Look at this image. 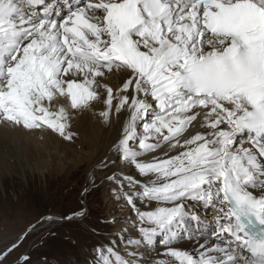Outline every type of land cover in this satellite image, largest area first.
Instances as JSON below:
<instances>
[{
  "label": "snow or ice",
  "instance_id": "snow-or-ice-1",
  "mask_svg": "<svg viewBox=\"0 0 264 264\" xmlns=\"http://www.w3.org/2000/svg\"><path fill=\"white\" fill-rule=\"evenodd\" d=\"M94 102L105 123L125 117L115 150L148 178L105 177L134 235L123 254L97 248L99 264H264V0H0V123L73 141ZM191 201L215 210L213 239Z\"/></svg>",
  "mask_w": 264,
  "mask_h": 264
},
{
  "label": "rangeland",
  "instance_id": "rangeland-1",
  "mask_svg": "<svg viewBox=\"0 0 264 264\" xmlns=\"http://www.w3.org/2000/svg\"><path fill=\"white\" fill-rule=\"evenodd\" d=\"M96 126L99 130L97 120ZM71 129L77 134L73 141H65L49 130L48 139L42 135L29 138H36L49 163L43 175L31 172L30 163L34 161L30 159L29 165L23 166L24 173L7 147L8 140L0 139L5 143L0 144V252L17 245L0 264H25L22 255L29 257L27 264H99L97 248L112 246L121 253L125 237L134 234L135 214L123 198H117L118 191L113 188L118 184L99 179L102 172L110 175L112 165L125 172L126 163L120 155L112 160L102 156L109 161L108 167H95L89 172L87 164H77L72 157L73 153L88 155V138L82 140L72 122ZM56 142L58 152L52 147ZM87 173L96 182L94 188L88 183ZM86 187L88 192L84 191ZM186 210L190 212L191 207ZM79 211L84 212L82 217L67 219ZM47 215L57 219H44ZM209 227L212 231L213 224ZM27 228L31 230L21 237Z\"/></svg>",
  "mask_w": 264,
  "mask_h": 264
},
{
  "label": "bare ground",
  "instance_id": "bare-ground-1",
  "mask_svg": "<svg viewBox=\"0 0 264 264\" xmlns=\"http://www.w3.org/2000/svg\"><path fill=\"white\" fill-rule=\"evenodd\" d=\"M107 82L113 88L117 87V85L119 84V80L116 77H109ZM102 109H103L102 104H100L99 102H94L92 109L85 111L83 113L74 112L73 116H72V120H71V122L73 124V129H75L77 132H79L81 134V139L83 140V138H88L85 140V143L86 142L88 143L89 148L88 147L87 148H88V150H90V152L88 153V155L86 157H82L78 153H73L72 154L73 160L77 164H81V163L87 164V168L89 169V172L94 170L95 167L100 166V161L103 160L102 156H105L107 159L112 160L116 155H119V154H117L114 145L118 140V137H119V134H120V131L122 128V122H123V119L125 117L124 116L118 117L114 113L112 116L111 122L105 123L97 115V113L99 111H101ZM96 120L98 121V126L100 127L101 130L100 129L98 130L95 128ZM197 131H202V129H200L198 126H195V125L190 126L188 128L187 132L184 133V137L187 138L190 135L195 134ZM47 134H48V132L46 130L45 131H39V130L29 131V130L24 129L21 126L13 127V126H9V125L4 124V123H0V139L8 140V141H6L8 144L7 143L6 144H7V147H9V149L12 151V154L11 153L10 154L12 155V157H14L17 165L19 167H21V169L23 170L24 173H25V171L23 169V166L29 163V159L34 161V163H32V162L30 163V164H33L32 166H30L32 173L37 172V173H40L43 175L46 172V168L48 167L49 163L48 162L46 163V161L44 160V158L42 156V152H41L42 149L40 148V146H38L39 144L35 140L36 138L34 139L32 137L33 140H31L29 138L31 136L38 137L39 135H42L41 138L48 139ZM0 144L3 145L5 143L1 142ZM52 147L56 152H58V149H57L58 143L57 142ZM67 152H69V151L67 150L66 153ZM160 154H161L160 150H157L154 153H150L149 158L151 156H157ZM175 154H176V152H174V151L169 153V155H175ZM60 167L63 168L64 164L62 163L60 165ZM125 168H126L125 172L122 173L120 169H116L115 166L112 165L111 169H109L108 172L111 171L110 175H112V173L115 172L116 176L121 177V178H123L124 176L131 175V176L135 177L138 181H141V182H144L148 179L146 177L139 176L138 172L134 168H132L131 166H129L127 164L125 165ZM105 174H106L105 172H102L99 179L100 180L101 179L107 180V179H105V177H106ZM89 175L90 174H88V176ZM92 175H94V174H92ZM92 177H90V176L88 177V183L89 184H90V180L92 179ZM113 183H116L119 185L120 181L116 180V181H113ZM86 185H88V184H86ZM112 186H114V185L112 184ZM122 191H123V189H122ZM197 204L200 208H202L204 206L198 202H194V201L188 202L187 206L191 207V211L188 212L189 214L194 216V213L197 212L195 209V206H197ZM137 205L144 207L139 202H137ZM192 207H194V208H192ZM204 209L206 210V212H209V214H206V215L204 214L205 216H203V219H202L203 222L207 221V224H201L200 232L197 233V235L198 236H207L209 239H213L214 238L213 230L209 231L210 227L209 228H207V227L209 225L211 226V224H213V228L215 227V224L213 222L215 210L210 208V207L207 208L206 206ZM79 212H81V211H79ZM79 212H77V213H79ZM83 214H84V212H83ZM77 216L82 217V215H73L72 218H75ZM49 217H51V216L47 215V216H45L44 219L49 218ZM52 218H56V217L54 216ZM76 219H80V218L78 217ZM204 225H205V228L203 227ZM196 228H197V226L194 224V222L189 221V230L196 233ZM27 232H29V229L27 230ZM132 235H134V234H132ZM21 237H22V234H21ZM176 246L182 247V248H185L188 250H192L195 247V241H191V240H187V239L182 238L181 240L178 241ZM161 248H162V246L159 243V240H157L155 242V244L153 245L151 251L141 249V251L145 250V252H146L145 255H142L143 260L144 261H153L157 257V254H158V252H160ZM122 250L123 251L121 253H124V247L122 248Z\"/></svg>",
  "mask_w": 264,
  "mask_h": 264
},
{
  "label": "water",
  "instance_id": "water-1",
  "mask_svg": "<svg viewBox=\"0 0 264 264\" xmlns=\"http://www.w3.org/2000/svg\"><path fill=\"white\" fill-rule=\"evenodd\" d=\"M70 216V215H69ZM30 228V227H29ZM29 228H27L23 233H22V236L23 235H25L26 234V232H27V230L29 229ZM31 229H29V231H30ZM28 233V232H27Z\"/></svg>",
  "mask_w": 264,
  "mask_h": 264
}]
</instances>
